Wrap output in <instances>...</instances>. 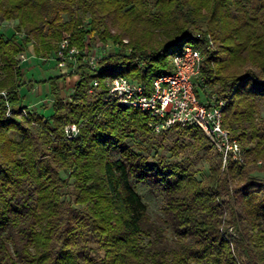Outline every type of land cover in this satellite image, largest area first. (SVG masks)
<instances>
[{
  "label": "trees",
  "instance_id": "1",
  "mask_svg": "<svg viewBox=\"0 0 264 264\" xmlns=\"http://www.w3.org/2000/svg\"><path fill=\"white\" fill-rule=\"evenodd\" d=\"M10 21L15 33H0V91L12 109L0 97V264H264V0H0V23ZM64 34L80 50H115L96 69L79 58L50 77L47 115L20 114L18 55L31 44L48 61ZM179 42L201 51L197 94L225 101L223 126L244 154L222 169L199 129L165 131L173 155L187 139L203 154V179L188 158L149 160L140 151L158 134L148 114L106 99L107 78L149 87L170 73ZM74 75L64 101L60 84ZM133 179L162 197V216L150 217Z\"/></svg>",
  "mask_w": 264,
  "mask_h": 264
},
{
  "label": "built area",
  "instance_id": "2",
  "mask_svg": "<svg viewBox=\"0 0 264 264\" xmlns=\"http://www.w3.org/2000/svg\"><path fill=\"white\" fill-rule=\"evenodd\" d=\"M2 23H0V26ZM208 43L211 44L208 37ZM124 42H127L124 40ZM209 44L208 47L209 48ZM108 44L87 47L80 50L71 45V38L64 34L53 61L59 69L75 65L79 58L91 69H96L99 61L108 52ZM99 47L100 51H95ZM19 64L28 61L25 53L18 55ZM203 55L200 50L190 44L184 45L181 52L172 58V71L155 77L150 86L134 81L124 76L107 78L106 99L114 100L120 106L139 109L148 114V126L155 134H161L173 126L193 127L199 129L210 141L221 157V167L224 169L228 163L242 164L244 154L240 143L232 133L223 126V108L225 101H217L216 97L207 92L197 94ZM98 80H94L93 87H97ZM7 92L0 91L6 106V115L12 114L7 100ZM20 114H33L26 106H22ZM67 139H73L78 133V126L69 124L65 127Z\"/></svg>",
  "mask_w": 264,
  "mask_h": 264
},
{
  "label": "rangeland",
  "instance_id": "3",
  "mask_svg": "<svg viewBox=\"0 0 264 264\" xmlns=\"http://www.w3.org/2000/svg\"><path fill=\"white\" fill-rule=\"evenodd\" d=\"M17 25L16 21L3 22L0 26V33L3 34L5 38L13 35L15 33V27ZM21 36L18 35V38ZM124 40H129L127 37ZM211 44L209 48L211 50L216 49V45L210 38ZM149 44H155V41H149ZM108 49L112 50V43L107 42ZM93 45V44H92ZM183 48V42H179L173 48V52H178ZM95 51H100L99 47ZM25 55L28 57V61L21 63L19 66L21 72V80L19 83V90H21L20 96L22 100V106H26L33 114H43L47 115L48 109L52 103V98L49 94L50 85L48 79L52 76H58L60 74L66 73L69 71L68 68L59 69L55 66V62L52 60L53 55L49 56L48 61H42L39 58L34 57L33 48L31 44H28L25 47ZM242 66H251L250 61H244ZM244 67V68H245ZM258 72V71H257ZM77 76V75H76ZM78 77V76H77ZM2 75L0 74V80ZM71 78V77H70ZM264 79V75L261 76ZM68 79V78H67ZM60 84V98L64 101L68 100L73 93L74 81L71 79ZM31 82V85L27 83ZM259 119L264 118V102L261 103L259 107ZM173 132H164L158 134L156 138V144L150 146L148 144L143 145V151H140L143 155H146L149 160H157L160 157L166 158L168 161H176L180 159H190L193 160L194 166L199 170L197 177L203 179L208 174V164L205 161L203 154L193 155L191 153L192 141L189 139L184 140V147L178 149V155H173L172 152L168 150L166 145L172 147L175 143ZM128 144L132 145L133 141L131 139L127 140ZM117 157V155H115ZM132 184L141 196L143 202L147 206V211L152 219H157L162 216L161 207L163 205L162 197L154 193L146 184L136 182L132 180Z\"/></svg>",
  "mask_w": 264,
  "mask_h": 264
},
{
  "label": "crops",
  "instance_id": "4",
  "mask_svg": "<svg viewBox=\"0 0 264 264\" xmlns=\"http://www.w3.org/2000/svg\"><path fill=\"white\" fill-rule=\"evenodd\" d=\"M72 80V81H74V84H75V82L77 81V79H78V77L76 76V75H74V76H72L71 78H68L67 79V81H69V80ZM21 93V90H19V94Z\"/></svg>",
  "mask_w": 264,
  "mask_h": 264
}]
</instances>
